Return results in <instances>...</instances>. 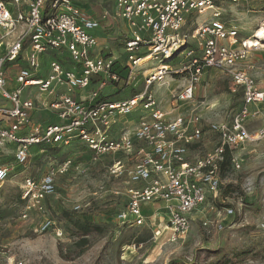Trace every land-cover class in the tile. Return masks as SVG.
I'll use <instances>...</instances> for the list:
<instances>
[{
  "label": "built area",
  "instance_id": "built-area-1",
  "mask_svg": "<svg viewBox=\"0 0 264 264\" xmlns=\"http://www.w3.org/2000/svg\"><path fill=\"white\" fill-rule=\"evenodd\" d=\"M245 0H115L120 15L129 27L137 32L148 34L146 40H127L124 48L128 53H138L141 47H147L144 56L135 57L123 78L115 72V61L98 54V43L92 31L99 28L101 21L85 17L72 0H11L15 6L25 4L26 12L10 14L6 5L0 3V40L6 41L7 49L0 51V96L11 103V107L0 106V140L15 144L14 159L0 168V183L16 167L28 161L32 146L48 144L66 147L72 139H78L99 153L133 151L138 161L131 167L114 164L108 167V173L115 178L127 179L132 184H142L140 188L127 189V208L116 216L120 225L140 226L145 216L143 206L153 201L164 203L162 211L156 213L160 223H165L169 238L180 240L190 229V216L206 201L208 194L220 187L218 165L225 146L249 145L264 140V92L257 89L248 69L242 64L250 58L260 46L251 45V40L263 27L259 26L251 40H241L233 45L226 41L237 38V30L232 22L220 20L218 6L221 3L240 4ZM212 12V18L204 25L189 33H183L185 17L200 10ZM21 28L19 34L16 30ZM27 39L31 53L29 72L25 71L17 79L19 87L13 93L4 89L5 65L20 54L22 43ZM263 41V40H262ZM47 50H63L80 72L67 70L55 60L49 63L46 79L33 80L30 73L39 69V56ZM186 51L183 59L171 68L158 66L155 70L138 71L144 61L169 62L177 54ZM211 72L228 77L232 85L243 89L242 102L233 115L229 125L214 122L209 131L219 135V143L212 152L187 165L188 147L202 140L203 130L196 110L201 108L195 98V90L202 83L203 75ZM187 78V84L172 100L187 103L191 108L188 116H176L169 120L159 109L153 85L166 83L168 77ZM93 77L97 79L87 103L74 98V94L86 91L93 86ZM123 84L130 88L142 83L141 91L134 96L109 101L99 95L100 88L107 82ZM35 87L38 101L43 109L56 113L60 123L45 126L39 135L23 133L29 121L34 105L23 100L24 88ZM57 90V99L50 101L49 96ZM141 110L133 139L127 134L116 141H106L104 136L110 130L117 117H126L133 110ZM118 119V118H117ZM3 121V123H2ZM260 122V126L249 129V123ZM231 164L239 169L237 157L232 155ZM64 172V171H63ZM56 173L49 172L39 181L30 178L24 180L23 197L38 199L42 195H51L55 189ZM233 214L231 208L224 210V217ZM209 226L208 221L203 223ZM48 226V223L45 227ZM217 231L223 230V224L215 223ZM160 231H157L158 235Z\"/></svg>",
  "mask_w": 264,
  "mask_h": 264
},
{
  "label": "rangeland",
  "instance_id": "rangeland-1",
  "mask_svg": "<svg viewBox=\"0 0 264 264\" xmlns=\"http://www.w3.org/2000/svg\"><path fill=\"white\" fill-rule=\"evenodd\" d=\"M72 1L76 5L80 2ZM6 7L10 14L27 10L25 4L15 6L9 2ZM218 12L220 20L232 22L238 32L236 39L225 43L233 45L244 39L251 40L264 23V0L221 3ZM196 15L183 27V33L212 18V12L204 9ZM2 33L0 28V36ZM260 44L264 45V39ZM185 52L161 65L146 60L143 66L150 70L158 66L171 68L183 59ZM242 66L249 68L256 88L264 92V46L254 51ZM219 75L213 72L195 90V98L202 106L195 112L203 137L190 149L189 163L213 151L219 135L210 132L209 125L216 121L229 125L242 102L239 89L218 94V86H227ZM174 77L151 88L159 109L169 120L178 115L188 116L192 110L187 103L172 100V95L188 82L187 78ZM30 101L34 108H42L33 96ZM45 113L48 122H55V112ZM143 115L135 109L126 117H117L104 139L116 141L127 134L133 146L138 147L133 133ZM41 116L44 117L43 112ZM258 126L260 122L249 123L248 128ZM13 149L12 144L0 140V168L13 161ZM234 156L240 168L229 167L219 174L220 190L208 194L204 204L191 214L189 232L173 242L166 224L156 218V213L162 211L159 202L143 206L145 219L140 226L120 225L116 220L127 208V189L134 184L125 178L112 177L107 168L114 164L133 166L138 161L133 151L99 154L78 139H72L66 147L32 146L27 163L0 183V264H167L171 260L190 261L193 250L198 247L222 248L233 264H264V140L236 145ZM49 172L56 173L54 193L38 199L23 197L25 178L39 181ZM226 184L238 186L239 191L222 196L221 187ZM228 208L233 214L224 217V210ZM65 214L68 220H60ZM70 221L89 222L100 232L89 236L87 245L82 246L69 231ZM206 221L209 226L203 225ZM216 222L223 224L222 231L215 229ZM157 231H160L158 235Z\"/></svg>",
  "mask_w": 264,
  "mask_h": 264
},
{
  "label": "crops",
  "instance_id": "crops-1",
  "mask_svg": "<svg viewBox=\"0 0 264 264\" xmlns=\"http://www.w3.org/2000/svg\"><path fill=\"white\" fill-rule=\"evenodd\" d=\"M82 14L92 20L101 21V17L105 14L109 15L108 20L101 21L100 26L98 29L92 31V34L95 36L97 43H98V54L102 57L112 58L115 61V72L119 75V77L123 78L126 74V70L131 64V61L135 57L144 56L148 52L147 47H141L138 53H128L126 52L124 48V43L127 40H146L148 39V34L143 32H137L136 30L129 27L126 21H124L120 15V11L116 6L115 0H80V2L77 5ZM20 10H17L18 12ZM26 12V10H23V12ZM14 12V13H16ZM14 13L12 15H14ZM1 28V27H0ZM16 35L20 33L21 28H18L16 30ZM1 38V36H0ZM6 41L0 40V51L4 52L6 47ZM31 53L30 45L28 43V40L25 39L22 43V48L20 51V54L18 57L13 60L12 62L6 63L5 65V85L4 89L8 93H13L17 87H19V84L17 82L18 77L21 73L28 71L29 72V56ZM55 60L58 63H60L62 66H64L67 70H73L76 73L80 72V69L78 66H76L73 61H71V58L68 56V54L63 50H47L43 54L39 56V69L35 73H30V78L33 80H39V79H46L49 74V63L50 61ZM144 63L138 66V71L143 72L144 70H148L149 68H146L143 66ZM150 70V69H149ZM205 74L202 78V83L205 82L206 78H209V76L212 74ZM221 76V75H219ZM179 78V77H174ZM97 79L93 77V86L86 90V92L80 91L76 92L74 94V98L76 100H79L81 102L87 103L88 99L90 97V92L92 91V88H95V82ZM120 83H113V82H107L106 85L102 88H100L99 95L102 98H107L110 101H121L128 99L135 94L139 93L143 87L142 83H137L136 85H133V87L125 88L123 90V84ZM155 85L152 86V88ZM122 87V90L119 88ZM23 100H31L32 96L33 98L38 99V90L35 87H29L24 88L23 90ZM57 90H54L52 94L49 96L50 101H55L58 97ZM33 93V95H32ZM0 106H6L11 107V103L2 98L0 96ZM40 106V103H39ZM8 107V108H9ZM41 107V106H40ZM39 107V108H40ZM43 112L44 117L41 116V113ZM47 109H37L36 107L33 109L29 116V121L25 127V130L23 133H28L30 135H39V132L42 131V129L49 125V124H55L60 123L61 120L57 115H55V122L51 123L47 121ZM142 112V111H141ZM143 113V112H142ZM3 123V121H2ZM35 129V130H34ZM10 144V143H9ZM13 149V159H14V153L17 149V146L15 144H12ZM191 151L188 150L187 156H186V163L187 165L194 164L197 160H195L192 163H189V158ZM12 159V160H13ZM12 162V161H11ZM142 184H134L133 188H140ZM165 206L164 203H160L159 208H163Z\"/></svg>",
  "mask_w": 264,
  "mask_h": 264
},
{
  "label": "trees",
  "instance_id": "trees-1",
  "mask_svg": "<svg viewBox=\"0 0 264 264\" xmlns=\"http://www.w3.org/2000/svg\"><path fill=\"white\" fill-rule=\"evenodd\" d=\"M9 2H11V0H0V3L3 4H8ZM197 12H192L190 14H188L185 17V21H184V25H187V22L191 23L194 19ZM207 23V22H206ZM204 23V24H206ZM204 24H200L195 26L194 28H192L190 30V32L195 29L198 26L204 25ZM222 78H224L226 80V87L223 86H218L217 88V92L218 94L224 93V92H231V89L235 88V89H239L240 91V96L242 98L243 96V89L241 87H235L232 85L231 80L226 77L221 75ZM181 78V77H179ZM224 84V83H223ZM120 90H122V87L119 88ZM124 90V88H123ZM194 145H191L188 147V150L192 149ZM235 153V147L234 145H230V146H225L224 147V151L222 154V159L219 162L218 165V173L219 174H223L229 167H233L231 164V158L232 155ZM18 167H16L14 170H16ZM220 190V187H219ZM222 196L226 197L228 195H232L236 192L239 191V187L233 184H226L224 186L221 187ZM228 206V205H227ZM230 207V206H228ZM60 220H68L67 215H63L62 217H60ZM69 231L71 233L72 236L76 237L79 242L80 245L85 246L87 245V238L89 236H91L92 234H96L100 232V229L89 223V222H69ZM167 264H233V261L229 258V256L224 252V250L222 248H209V247H198L195 248L193 250L192 253V259L190 261H184V260H171L169 261Z\"/></svg>",
  "mask_w": 264,
  "mask_h": 264
},
{
  "label": "bare ground",
  "instance_id": "bare-ground-1",
  "mask_svg": "<svg viewBox=\"0 0 264 264\" xmlns=\"http://www.w3.org/2000/svg\"><path fill=\"white\" fill-rule=\"evenodd\" d=\"M255 40H251V45L254 46V47H259L260 44H259V41L258 39H264V25L263 27L257 32V35L253 37ZM262 47V46H260Z\"/></svg>",
  "mask_w": 264,
  "mask_h": 264
}]
</instances>
